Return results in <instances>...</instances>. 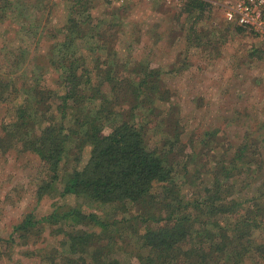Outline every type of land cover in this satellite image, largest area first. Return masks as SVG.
Wrapping results in <instances>:
<instances>
[{"label":"rangeland","instance_id":"rangeland-1","mask_svg":"<svg viewBox=\"0 0 264 264\" xmlns=\"http://www.w3.org/2000/svg\"><path fill=\"white\" fill-rule=\"evenodd\" d=\"M205 1L210 4L209 12L196 27L212 33L198 47L193 46L190 31L195 20L182 13L184 2L178 7L164 0H123L119 4L90 0L83 7L84 0L79 5L73 0H15L9 8L13 12L6 11L0 20V92L5 91L0 99V264H44L40 256L54 251L58 256L63 235L54 228L59 224L43 223L24 246L10 243L12 230L29 214L40 219L57 207L76 205L110 223L111 240L106 244L113 258L121 264L138 263L132 255L135 233H143L142 225L137 224L135 230L129 221L115 234L111 223L129 220L131 214L121 216L113 207H99L83 197L39 196V187L50 180L47 170L37 155L7 136L23 99L33 103L36 90L57 89L59 73L53 61L58 59V44L69 42L77 31L83 38L67 50L82 56L89 72L96 74L97 66L104 69L112 63L149 65L162 72L171 104L158 106L161 116L156 123L162 126L165 117L175 122L168 137L176 145L178 181L184 183L186 197L201 192L213 166L247 142L256 143L252 150L262 152L261 162L257 161L259 168L264 167V36L238 33L224 19L226 0ZM109 129L105 126L103 132ZM160 131L155 128L151 133V146L160 148L164 143ZM183 144L189 145L184 148ZM190 145L194 146L192 154ZM82 155L79 167L88 159V152ZM253 175L244 173L235 182L236 195L249 199L260 192L264 171ZM251 238L263 244L264 228L253 231Z\"/></svg>","mask_w":264,"mask_h":264},{"label":"trees","instance_id":"trees-1","mask_svg":"<svg viewBox=\"0 0 264 264\" xmlns=\"http://www.w3.org/2000/svg\"><path fill=\"white\" fill-rule=\"evenodd\" d=\"M73 1L75 5L81 2ZM14 3L0 0L1 21L7 10L13 12L9 8ZM89 4L90 0H84L82 6ZM209 7L205 0L184 1L182 13L195 20L190 27L193 46H201L212 33L196 27ZM233 28L253 34L236 24ZM75 34L69 42L58 44V59L53 61L59 73L57 89L36 90L33 103L23 99L7 133L9 141L37 155L47 170L50 180L39 187V196L83 197L99 207L111 206L121 216L131 214L129 220L111 223L115 234L129 221L135 230L137 224L142 225L143 233H135L132 255L137 264H264V243L251 238L253 231L264 228V180L260 192L249 199L236 195L235 189L242 174L255 176L264 171L257 161L261 162L262 152L252 150L256 143L247 142L216 163L202 191L186 197L184 183L178 181L176 145L168 137L175 122L165 117L162 126L156 123L161 116L158 106L171 104L160 69L112 63L104 69L97 66L93 74L83 67L82 56L67 50L83 38V33ZM105 126L110 128L107 133ZM155 128L161 129L164 139L161 149L150 145ZM84 152L88 159L79 167ZM46 222L59 224L54 230L63 235V244L58 256L56 251L40 256L42 263L121 264L106 244L111 240L110 223L86 214L78 205L57 207L40 219L27 215L13 228L10 243L26 245ZM93 227L99 231H89Z\"/></svg>","mask_w":264,"mask_h":264},{"label":"built area","instance_id":"built-area-1","mask_svg":"<svg viewBox=\"0 0 264 264\" xmlns=\"http://www.w3.org/2000/svg\"><path fill=\"white\" fill-rule=\"evenodd\" d=\"M122 3L123 0H105ZM168 5L178 6L185 0H164ZM224 19L243 27L248 32L264 36V0H226L222 6Z\"/></svg>","mask_w":264,"mask_h":264}]
</instances>
